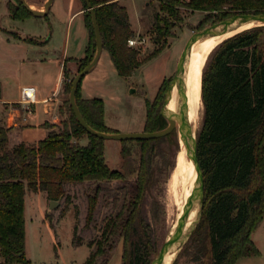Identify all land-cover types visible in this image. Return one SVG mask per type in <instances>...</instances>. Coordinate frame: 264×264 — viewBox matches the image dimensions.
<instances>
[{"label": "trees", "instance_id": "1", "mask_svg": "<svg viewBox=\"0 0 264 264\" xmlns=\"http://www.w3.org/2000/svg\"><path fill=\"white\" fill-rule=\"evenodd\" d=\"M90 1L103 49L123 77L165 47L184 13L204 12L212 24L235 14L264 12V0H158L159 9L152 15L151 26L156 47L139 59V50L127 44L134 32L126 7L117 1ZM82 2L89 41L85 56L77 61L78 71L92 60L96 48L91 15ZM7 8L13 19L33 16L19 0H9ZM72 79H64L65 95L69 96ZM80 83L76 102L83 118L94 129L110 132L104 125L103 100L81 98ZM168 85L163 79L154 98L146 99L143 131L167 125L161 107ZM201 99L203 112L196 130L204 181L201 216L172 264H234L242 256L259 253L251 233L264 217V25L242 30L212 48L202 71ZM64 105L67 119L60 125L44 122L47 132L35 142L10 145L9 127L0 124V261L30 264L24 250L27 190L45 192L50 200H57L64 194L65 183L93 182L86 216L90 220L100 183L121 181L127 184L122 202L102 226L96 249L80 264H96L99 256L105 257L104 264L118 240L122 243L121 264H151L160 249L156 231L164 218V207L153 196L147 215L144 204L155 181L153 163L159 145L176 135V130L153 139L110 140L119 143L117 159L113 160L106 153V140L79 124L69 97ZM83 137L88 139L85 144L79 141ZM128 141L135 143V150ZM117 201L114 198V206ZM183 256L185 260L179 263Z\"/></svg>", "mask_w": 264, "mask_h": 264}, {"label": "rangeland", "instance_id": "2", "mask_svg": "<svg viewBox=\"0 0 264 264\" xmlns=\"http://www.w3.org/2000/svg\"><path fill=\"white\" fill-rule=\"evenodd\" d=\"M30 1L37 6L43 0ZM123 3L133 28L140 32L133 31V37H146L144 44L132 47L139 50L138 58L143 59L156 47L153 43L154 34L151 26L152 15L159 9L158 0H123ZM2 15H4V11L0 10V18L3 20ZM212 21L211 18H205L204 12L184 13L183 20L172 28L174 35L167 39L165 47L155 57L138 66L131 76H127L128 79L117 75L109 53L107 50L103 51L101 59L94 69V75L100 80L98 86L100 95L107 99V108L110 111L108 123L111 129H117L118 132H126L133 127L136 129L135 127L141 118L138 112L139 104L143 106L146 98L148 100L153 99L159 86V84L157 86L155 84L164 71L166 73L163 79L169 82L175 73L179 56L188 39L194 33L210 25ZM18 26L26 33H32L37 29V25L31 21H21ZM205 61L206 58H201L200 79ZM78 67L79 64L77 63L75 69ZM17 69V65L13 62L9 65L0 64V72H3L1 75L8 89L13 84L10 80L16 78ZM76 73L66 70L65 76L70 82ZM132 82L134 83L133 88L137 89L136 91L129 87ZM31 86L26 85L25 87ZM143 88L146 90V98L141 95ZM65 96L68 98V94ZM202 112L203 108L200 111L199 123L194 131L200 126ZM61 113V120L57 123L59 125L64 118L67 119L68 117L65 105L62 107ZM177 141V135H174L159 145V154L154 158L153 163L155 181L149 189L144 204V211L147 215L149 214V202L153 196L157 197L164 207V218L158 223L156 231L160 238V247L170 237L179 219L181 218L182 224L185 225L197 208V202L193 198L192 205L188 208V211L191 210V214L187 215L184 211L178 216L180 211L178 199L174 201L169 188L168 181L175 163V157L177 151L181 152V149H177ZM127 145L133 150L136 149L134 142L128 141ZM110 149L119 151V147ZM100 184L101 191L99 192L96 210L90 220H87L86 216L88 195L93 193L95 187L93 182L65 183L63 186L64 194L56 200L57 205L53 208H49L50 199L45 192L34 193L29 190L25 192L24 250L30 264H80L91 251L96 249V240L101 236V228L107 217L113 215L120 206L127 187V184L121 181L102 182ZM170 192L171 194H169ZM114 198L118 199L115 206ZM118 241L115 242V245ZM120 256V251H117L112 255L108 264H120ZM104 258V256H99L96 264H102ZM184 260L185 256L180 259L179 263ZM0 264L5 263L0 261Z\"/></svg>", "mask_w": 264, "mask_h": 264}, {"label": "crops", "instance_id": "3", "mask_svg": "<svg viewBox=\"0 0 264 264\" xmlns=\"http://www.w3.org/2000/svg\"><path fill=\"white\" fill-rule=\"evenodd\" d=\"M8 1L0 0V10L4 11L2 15L4 19L0 18V64L9 65L13 62L18 69L16 78L10 80L13 84L9 89L2 78L3 72H0V124L9 127V142L13 145L19 141L35 142L44 136L47 132V128L43 126L44 122L53 124L60 122L65 99L63 84L66 76L64 71L67 69L77 72L75 67L77 61L85 56L89 33L85 25L82 0H53L47 15L28 16L24 19L11 18L7 8ZM27 1L38 9L42 8L45 2L43 0L36 6L32 1ZM104 1H119L124 5L123 0ZM21 21H31L37 25V29L32 33H26L18 26ZM130 25L133 31L139 32L133 28L131 21ZM104 50L102 49L97 62L81 79L80 96L83 99L101 98L104 102V125L110 132H118L117 129H111L108 123L110 111L107 108V99L100 95L98 88L100 80L94 75V69ZM113 67L119 77L128 79L129 76L123 77L118 74L114 64ZM165 73L166 71L158 78L156 86L158 84L160 86ZM130 84L129 87L136 91L137 89L133 88L134 83ZM26 85L32 86L25 87ZM141 95H144V98L147 97L145 88L142 89ZM146 99L143 106L141 104L138 106L141 118L136 129L133 127L127 131H143L146 120ZM24 102L27 105L22 104ZM79 141L85 144L88 139L83 137ZM113 147L118 148L119 143L106 140V153L116 160L117 150L110 149ZM251 239L259 253L242 256L234 264H264V217L252 231ZM117 251H120V255L122 254L121 240L114 246L104 264H108L112 255Z\"/></svg>", "mask_w": 264, "mask_h": 264}, {"label": "water", "instance_id": "4", "mask_svg": "<svg viewBox=\"0 0 264 264\" xmlns=\"http://www.w3.org/2000/svg\"><path fill=\"white\" fill-rule=\"evenodd\" d=\"M22 5L33 15L37 17L45 16L47 15V12L51 6V3L53 0H45L43 3L42 8L38 9L33 7L27 0H19ZM84 2L87 5V9L91 15V20L93 24V29L95 33V53L92 58V60L83 67L80 71H78L72 81H71V87L69 91V103L72 107L73 113L79 122V124L90 134L98 136L104 140H139V139H153V138H159L162 136H166L171 131L176 130L175 125L173 123L172 118L170 117L166 105L169 100V97L171 95L172 89L174 85H178V89L180 92V100H181V106L178 113V120H179V132L176 130V135L178 139V145H179V139L181 138L185 148L186 152L188 154V157L193 161L197 176L194 181L193 191H192V197L197 202V210L196 215L193 220L186 225H182L181 218L179 219L177 226L174 228V231L170 235V237L165 240V242L161 245L158 254L153 259L151 264H163L164 257L167 253L173 252L174 258L176 257L177 253L182 248L183 244L186 242V240L189 238L190 234L192 233L193 229L195 228L196 224L198 223L200 216H201V210H202V203H203V196H204V181H203V173L202 169L200 167L198 157H197V145H196V131H194V128L190 124L187 118V109H186V101L183 96V82H182V73L184 72V62L186 59V56L192 46V44L199 38L213 35L217 33H222L226 31L228 28L235 24H241L243 22L248 21H256L260 22L255 24L254 26L258 25H264V12L261 13H240L235 14L230 17H227L223 20H220L218 22H214L198 32L194 33L186 42L176 65V70L174 75L171 78L169 87L165 94V100L164 104L161 108L162 115L167 120V125L164 128L154 130V131H138V132H103L94 129L91 127L83 118L77 102H76V91L77 86L83 76L92 68V66L97 62L100 53L103 49L102 45V36L100 27L97 21L96 13L94 11V6L92 5L90 0H84ZM253 27V26H252ZM57 205L56 200H50L49 208H53ZM171 261V264H172Z\"/></svg>", "mask_w": 264, "mask_h": 264}, {"label": "bare ground", "instance_id": "5", "mask_svg": "<svg viewBox=\"0 0 264 264\" xmlns=\"http://www.w3.org/2000/svg\"><path fill=\"white\" fill-rule=\"evenodd\" d=\"M257 23L260 22L253 20L241 24H235L222 33L199 38L192 44L184 62L182 82L184 88L183 96L186 101L187 118L194 130L199 123L200 111L203 108L201 99V79L199 78L201 58L205 59L212 48L225 38L250 28ZM178 92V85H174L171 92L172 97L170 95L171 98L169 97L166 105L167 111L173 120L177 132H179L178 113L181 106L180 92ZM178 148L181 149V152L177 151L175 164L168 181L169 188L173 194L174 201L178 199V205L180 206L178 216L181 213L183 214L184 211L187 215H190L191 210L188 211V208L192 205V191L197 171L193 161L188 157L185 145L181 138L179 139ZM171 192L169 194H171ZM196 210L197 209L195 208L193 215L190 216L188 222L185 224L186 226H188L191 220L194 219ZM173 257V252L167 253L164 257L163 264H171Z\"/></svg>", "mask_w": 264, "mask_h": 264}, {"label": "built area", "instance_id": "6", "mask_svg": "<svg viewBox=\"0 0 264 264\" xmlns=\"http://www.w3.org/2000/svg\"><path fill=\"white\" fill-rule=\"evenodd\" d=\"M146 42V37L144 36H138V37H129L127 39V44L130 46V47H137V46H141L142 44H144ZM22 104H26L27 103H22Z\"/></svg>", "mask_w": 264, "mask_h": 264}, {"label": "flooded vegetation", "instance_id": "7", "mask_svg": "<svg viewBox=\"0 0 264 264\" xmlns=\"http://www.w3.org/2000/svg\"><path fill=\"white\" fill-rule=\"evenodd\" d=\"M170 81H171V79H170ZM170 81H169V84H170ZM168 87H169V85H168ZM168 89V88H167ZM167 91V90H166ZM165 94H166V92H165ZM171 97H172V95H171ZM170 97V98H171ZM164 100H165V96H164ZM164 100H163V104H164ZM163 104H162V106H163ZM162 108V107H161Z\"/></svg>", "mask_w": 264, "mask_h": 264}]
</instances>
